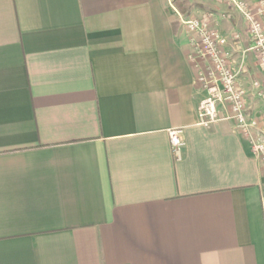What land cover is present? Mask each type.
I'll list each match as a JSON object with an SVG mask.
<instances>
[{
    "label": "crops",
    "instance_id": "0c3cea01",
    "mask_svg": "<svg viewBox=\"0 0 264 264\" xmlns=\"http://www.w3.org/2000/svg\"><path fill=\"white\" fill-rule=\"evenodd\" d=\"M189 19L227 38L264 135V70L231 7L0 0V264H264V169L233 122L198 123Z\"/></svg>",
    "mask_w": 264,
    "mask_h": 264
},
{
    "label": "built area",
    "instance_id": "2783aa9c",
    "mask_svg": "<svg viewBox=\"0 0 264 264\" xmlns=\"http://www.w3.org/2000/svg\"><path fill=\"white\" fill-rule=\"evenodd\" d=\"M215 1L231 7L242 17L251 40L248 52L255 54L264 70V0ZM185 26L199 57L206 61L205 69L198 75V82L207 92L198 107V123L210 125L220 120L233 122L236 129L250 140L253 154L264 169V135L254 134L258 123L251 117L245 91L238 85V74L232 65L231 55L226 51L227 38L199 19H189ZM197 65L199 67V62ZM258 86L255 83V87ZM219 109L225 112L222 117ZM169 135L174 152L179 154L184 146L182 130H171Z\"/></svg>",
    "mask_w": 264,
    "mask_h": 264
}]
</instances>
